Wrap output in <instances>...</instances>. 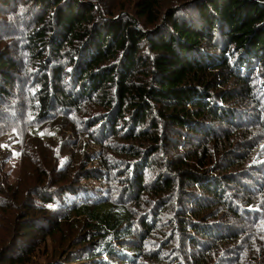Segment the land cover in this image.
I'll list each match as a JSON object with an SVG mask.
<instances>
[{
    "label": "trees",
    "instance_id": "1",
    "mask_svg": "<svg viewBox=\"0 0 264 264\" xmlns=\"http://www.w3.org/2000/svg\"><path fill=\"white\" fill-rule=\"evenodd\" d=\"M0 264H264V0H0Z\"/></svg>",
    "mask_w": 264,
    "mask_h": 264
},
{
    "label": "rangeland",
    "instance_id": "2",
    "mask_svg": "<svg viewBox=\"0 0 264 264\" xmlns=\"http://www.w3.org/2000/svg\"><path fill=\"white\" fill-rule=\"evenodd\" d=\"M4 139H8V146L12 149L11 158L5 161L3 170L6 173V177L9 181L13 180L16 176L22 175L23 171L18 164V160L16 158V152L13 150V146L15 144V136L13 132H9L4 136Z\"/></svg>",
    "mask_w": 264,
    "mask_h": 264
},
{
    "label": "snow or ice",
    "instance_id": "3",
    "mask_svg": "<svg viewBox=\"0 0 264 264\" xmlns=\"http://www.w3.org/2000/svg\"><path fill=\"white\" fill-rule=\"evenodd\" d=\"M257 211H259V209H256Z\"/></svg>",
    "mask_w": 264,
    "mask_h": 264
}]
</instances>
